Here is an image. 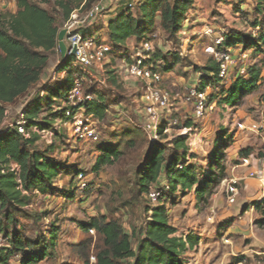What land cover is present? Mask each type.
<instances>
[{"label":"rangeland","instance_id":"374dc122","mask_svg":"<svg viewBox=\"0 0 264 264\" xmlns=\"http://www.w3.org/2000/svg\"><path fill=\"white\" fill-rule=\"evenodd\" d=\"M36 1L48 7L62 30L70 15L65 16L56 4L57 0ZM115 1L93 0V6L89 9L82 8V12L95 8L101 2ZM259 2H263L264 6V0H203L201 6L209 14L205 21L192 24V19L186 27L183 26L181 34L174 38L168 37L161 29L156 31L157 36L153 37L156 51L161 52L163 58H170L173 52H177L184 60L173 71L162 72V86L172 97L178 99L175 104L179 102L177 109L173 111L179 124L162 134L157 132L155 141L151 139L153 132L142 125L140 97L143 84L131 78L127 72V64L139 57L137 53L146 55L141 48H135L139 46L136 41L130 45V49H126L124 55H118V49L113 48L111 55L116 54L115 58H119L114 63L119 66L117 71L112 67L104 73L96 70L93 71V76L89 70L77 66L75 58L71 63L72 73H68L66 68L61 67L65 56H62L59 48L48 52L49 61L43 80L14 102L5 105V124H15L21 117L20 113L33 102L36 94L43 95V88L64 81L68 76H71L69 83L76 78L82 79L85 90L92 95L96 93L105 96L107 110L96 119L100 130V139L96 142L76 141L68 124L60 120L55 121L49 130L40 133L35 147L59 162L60 174L46 187V192L35 190L31 194L29 204L25 206L29 214L19 217L20 225L24 234L32 239L45 237L47 240L53 225L59 229V236L51 255L31 264H83L82 253L77 245L86 239L91 242V262H95V254L103 245L102 237L96 231L86 232L81 227L94 216L106 215L117 219L128 233L134 227L139 230L147 222V209L158 204L152 202L147 194L140 192L138 181L145 170L147 156L156 143L167 145L169 154L172 148L168 143L178 136L186 137L188 159L199 165L201 177L215 172V177L217 175L219 178L212 193L203 200H199L194 191L178 193L174 198L167 196L162 200L169 210L170 222L178 228V235L185 236L194 232L201 238L194 249L184 254L185 264H264V227L255 223L260 214L254 207L264 197V183L260 180L264 175V132L253 126L261 123L264 118V82L234 104L221 103L228 86L240 75L238 67L232 68L226 80H222L220 84H209L205 89L215 105L201 119L195 118L191 105L183 104L179 99L200 80V69L196 67L202 68L217 62L206 51L209 45L214 44V39L201 34L206 25L214 27L216 35L230 30H244L256 37L258 44L248 47L242 44L238 47V52L245 50L248 53L246 66L256 62L262 66L264 74V49L259 45L260 38L264 35V24L259 27L251 25L257 15L255 8ZM12 4H8V7L0 5V14L13 11L15 3ZM259 18L264 22L263 14ZM103 21L104 17H100L95 26L96 31L102 32ZM83 31L81 30L82 33ZM111 55V61L102 64H113ZM162 62L160 61V67L163 66ZM43 105L47 107L46 101H43ZM45 114L48 115L44 109L42 115L46 116ZM58 131L62 134H58ZM104 147L115 148L119 156L112 163L101 164L94 170L97 157L103 153ZM247 150H251L248 156L244 154ZM215 155L219 160L218 166H212ZM257 167L261 170L260 175L253 178L250 172ZM77 170L87 174L90 185L86 192L82 193L77 189ZM232 179L238 180L239 192L235 203H230L228 199ZM251 181H255L256 185L251 186ZM166 185L167 179L163 176L151 190L165 193ZM34 215H38L39 219ZM212 215L214 221H210ZM134 242L133 246L136 247V241ZM3 244L5 240L0 236V245ZM11 262L21 264L20 256L16 255Z\"/></svg>","mask_w":264,"mask_h":264},{"label":"trees","instance_id":"16d2710c","mask_svg":"<svg viewBox=\"0 0 264 264\" xmlns=\"http://www.w3.org/2000/svg\"><path fill=\"white\" fill-rule=\"evenodd\" d=\"M194 3L195 0H144L135 12L131 6L120 9L107 25L108 39L112 45L110 55L113 48L121 49L132 37L139 44L136 47L141 48L142 42L160 29L168 37H176ZM262 3L259 2L255 8L258 16H255L251 24L253 27L264 24L259 18L260 14L264 17ZM15 4V12L0 14V125L6 116L5 105L14 102L42 80L49 61L48 52L59 48L58 34L61 30L49 9L35 0H15ZM56 4L65 16H69L82 5V8L89 9L93 6V0H57ZM260 39V48L264 49V35ZM237 44L248 47L258 44V40L244 30L227 31L224 47L233 48ZM151 55L145 58V64H152L154 70L164 73L173 71L184 60L177 52H173L170 58H163V54L155 49ZM74 58L68 54L64 57L61 67L66 68L68 73H72L71 63ZM160 61H163L161 67ZM196 69H200L201 90H205L209 84L222 82L218 62ZM70 77L43 88V95L36 94L33 102L25 107L23 113L29 137L20 133L16 127L0 128V236L5 240V244L0 245V264H12L11 260L16 255L20 256L21 264L39 262L50 256L57 245L59 229L55 225L50 229L47 240L45 237L32 239L24 234L19 217L29 214L25 206L29 204L31 194L35 190L46 192V187L60 174L59 162L36 149L35 145L40 138V131L49 130L57 120H67V96L73 86V82L69 83ZM262 82V66L256 62L250 64L246 74L237 75L228 86L221 103H236L244 94L259 88ZM85 93L91 95L92 99L83 104L84 109L96 118L103 116L107 110L105 96L96 93L92 95L88 90ZM262 100L264 102V94ZM43 101H46L47 107ZM44 109L48 114L46 116L42 115ZM262 130L264 132V128ZM164 131L165 124H162L157 132L162 134ZM58 134L62 133L58 131ZM168 146L172 148L169 154L167 145L156 143L153 146L147 156L145 170L139 177L140 192L147 196L151 187L163 176L167 179V192L160 191L158 204L147 209V222L139 230L134 227L131 233L117 219L106 215L94 216L84 222L82 229L86 232L96 231L102 237L103 245L96 252L93 263L89 255L91 242L86 239L77 245L82 253L83 264H185L184 254L194 249L201 238L194 232L185 236L178 235V228L170 222L169 210L162 200L167 196L174 198L178 193L191 191L196 193L199 200H203L212 193L219 178L217 175L215 177V172L201 177L199 165L188 159L186 137L178 136ZM102 152L97 157L94 170L101 164L112 163L119 156L113 147H104ZM244 154L250 155L251 150ZM216 165H219V160L215 155L212 166ZM78 172L75 173L76 178ZM254 207L260 214L255 223L264 227V197ZM34 217L39 219L38 215ZM134 241L136 247L133 246Z\"/></svg>","mask_w":264,"mask_h":264},{"label":"built area","instance_id":"2783aa9c","mask_svg":"<svg viewBox=\"0 0 264 264\" xmlns=\"http://www.w3.org/2000/svg\"><path fill=\"white\" fill-rule=\"evenodd\" d=\"M4 4H10L15 0H0ZM133 5H131L132 7ZM82 7L74 9L69 18L64 22L63 29H66L65 42L68 47V55H73L77 61V66L90 70L103 62H105L111 51L112 45L93 34L82 33L81 30L96 18L100 12L99 6L91 10L82 12ZM216 35L215 28L212 26H204L201 30L202 35H207L214 39V44L209 45L206 51L211 53L219 63V77L226 80L234 67H238V73L245 75L247 72L246 60L248 53L241 49L237 54L231 47H224L225 34ZM157 33L151 34L150 38L144 40L141 49L146 55L139 53V57L133 60L131 64H127V72L133 79L139 80L143 84V93L140 97V104L143 113L142 125L149 132H153L152 140L157 138V130L160 125L165 124V131H169L170 127L179 124V119L173 116V111L177 109L179 102L175 104L177 98L172 97L171 93L162 86L164 74L160 70H154L153 65L145 64V58L155 51L153 37ZM75 50V52H73ZM148 54V55H147ZM76 65V64H75ZM198 80L194 86L179 97L181 103L191 105L194 116L197 119L205 118L209 111L213 110L214 103L211 102L207 90H201ZM43 94V92H42ZM68 108L65 111L72 137L76 141H98L100 139V130L97 126L96 117L93 113L87 112L83 104L91 100L92 96L85 93V87L82 79H74L73 86L68 93ZM21 117L15 124H5L4 120L0 125L2 127H16L20 133L29 137L30 132L25 127V118L23 111ZM253 126L259 130L264 128V122L255 123ZM47 130H42L45 132ZM41 133V131H40ZM261 170L257 167L250 172V176L255 178L260 175ZM264 183V175L260 179ZM238 180L232 179L229 184V202L235 203L238 194ZM88 186L87 174L79 171L77 175V189L85 192ZM160 196V190H150L148 198L152 202H157ZM210 221H214V216L210 217Z\"/></svg>","mask_w":264,"mask_h":264},{"label":"crops","instance_id":"0c3cea01","mask_svg":"<svg viewBox=\"0 0 264 264\" xmlns=\"http://www.w3.org/2000/svg\"><path fill=\"white\" fill-rule=\"evenodd\" d=\"M143 1L144 0H136L135 2L133 0H116L115 2H108V3L107 2L106 3L101 2L98 5L99 9H100V12H99L98 16L96 18H94L93 20H91L90 23H88L82 30H84L83 32L85 34H93V35H95L97 37H100V38L106 40V41L107 40L109 41L108 35H107V25H108L109 20L115 18L117 16L119 10L122 9V8H126L128 5H133L132 6V10L135 12L136 11V6L141 4ZM202 1L203 0H195V3L193 5V7L190 8V10H189V12L187 14V17L184 20V23H183L184 27H186L190 23V21L192 19L194 20V22H191L193 24V23H199L201 21H205L209 17L208 12L203 8V6H201L202 5ZM12 3H15V2H12ZM12 3H10V4H12ZM40 3L43 6H45L46 8H48L44 3H42V2H40ZM0 5L6 6V7L9 6V5L4 4L2 2H0ZM14 6H15V9L13 10V12H15L17 10L16 4H14ZM100 17H104L103 26H102V32L101 31L99 32V31L95 30V26L98 23V20L100 19ZM135 41L136 40H135L134 37L130 38L121 49H118V51H117L118 55H120V54L124 55L126 49H128V48L130 49L131 48L130 45L134 44ZM240 45L241 44H237L235 47L232 48L235 54L238 52V50H239L238 47ZM135 48L137 50L139 49L138 47H135ZM115 55L116 54L111 55L112 60H113V62H112L113 64L104 63V64H100V65H98L96 67H93V68H91L89 70L90 74L93 76V71H96V70H100L99 72L104 73L108 68H111V67L113 69H116V71H117L119 66L117 64H114V63L117 62L119 58H115ZM137 55H139V53H137ZM110 59L111 58H110V55H109L108 59L105 62L111 61ZM121 67H123V65L120 66V68ZM111 71H113V70H111ZM116 71H114V73ZM94 77H95V75H94ZM42 80H43V78H42ZM104 100H105V98H104ZM250 183H251V186H255L256 185L255 181H251Z\"/></svg>","mask_w":264,"mask_h":264},{"label":"water","instance_id":"95a60500","mask_svg":"<svg viewBox=\"0 0 264 264\" xmlns=\"http://www.w3.org/2000/svg\"><path fill=\"white\" fill-rule=\"evenodd\" d=\"M66 32H67L66 29H62L58 34V41H59L58 46L62 56H66L68 52V47L65 42ZM73 52H75V50H73Z\"/></svg>","mask_w":264,"mask_h":264}]
</instances>
